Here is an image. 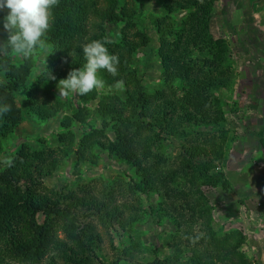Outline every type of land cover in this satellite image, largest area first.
I'll list each match as a JSON object with an SVG mask.
<instances>
[{"label":"trees","instance_id":"1","mask_svg":"<svg viewBox=\"0 0 264 264\" xmlns=\"http://www.w3.org/2000/svg\"><path fill=\"white\" fill-rule=\"evenodd\" d=\"M215 1L166 0L164 7L168 11H192V17L179 35L167 15L156 18L161 35L162 76L172 94L166 96L162 91L154 95L147 93L132 67L133 58L148 48L152 39L146 31L137 29L136 22L128 21V17L121 14L122 0H58L53 9L54 23L45 43L54 49L48 69L56 79L47 83L52 85L66 79L73 69L86 63L82 53L85 43L96 39L109 41L110 31L126 24L122 42L107 44L109 52L119 57V64L115 75L109 72L106 75L111 86L122 81L126 95H113L100 104L96 113L102 119L101 127L92 129L77 146L72 124L87 125L91 114L87 103L98 98L97 94L88 95L86 105H79L63 122L66 133L57 138L55 148L35 152L24 145L0 173V264H9L5 261L7 255L22 264L46 261V264H91L94 245L100 237L91 223L83 221L84 213L95 210L105 225L117 222L123 230L139 222L137 216L125 218L124 210L112 202L98 201L92 195L78 197L58 193L44 184L73 153L77 155L79 166L85 161L98 165L102 152L114 155L135 169L138 181L132 183L129 191L123 188L122 194L151 191L170 202L173 199L182 202L178 207L172 204L173 211L179 212L175 223L183 233L178 240L181 245L189 243L188 246L196 248L185 264H255L242 251L246 236L241 231L219 235L210 230V235L202 240L193 236V225L187 223L186 215L193 219L204 214L203 203L207 201L204 189L221 188L233 193L226 175L213 172L217 164L225 162L224 144L202 133L201 142L186 141L176 161L170 163L158 152L167 128L169 135L187 140L185 120L208 126L212 91L227 89L231 83L230 75L225 74L221 66L228 49L224 43L214 40L210 31ZM4 15L6 11L0 13V42L8 37L2 27ZM30 62L19 67L13 63L12 55H0V105L11 108L0 115V154L3 140L16 131L24 118L14 91L28 88L34 65L32 60ZM215 64L216 68H211ZM40 80L41 83L26 90L27 107L39 122H48L59 116L63 104L42 85L45 81ZM176 82L183 83L181 91L173 87ZM178 93H182V101L193 111L191 116L183 117V121L175 118L179 105L172 97ZM110 130L114 137L109 135ZM261 144L264 147V139ZM207 147L211 148L210 152ZM209 155H213V159L205 160ZM41 214L45 220L38 219ZM60 234L64 239H60ZM198 238L205 245L203 250H197ZM147 264H171V261L157 258Z\"/></svg>","mask_w":264,"mask_h":264},{"label":"rangeland","instance_id":"2","mask_svg":"<svg viewBox=\"0 0 264 264\" xmlns=\"http://www.w3.org/2000/svg\"><path fill=\"white\" fill-rule=\"evenodd\" d=\"M165 3L166 0H122L120 12L128 17V21L136 22L137 29L146 31L152 39L149 47L142 49L132 60V67L138 72L145 90L150 95L162 91L166 96H172L162 76L159 56L161 35L155 20L167 15L176 35H179L186 21L192 17V11H168L164 7ZM125 26L122 24L112 29L109 41L121 43ZM210 31L213 39L224 43L228 49L221 66L224 73L230 75L231 83L227 89L212 91L209 112L211 123L208 126L185 120L187 140L169 135L167 128L162 134L158 152L170 163L176 161L186 141H199L202 133L208 134L209 139L216 137L217 143L224 144L225 162L217 164L213 172L226 175L233 193L224 192L221 188L204 189L207 201L203 203V208L206 210L193 219L185 214L187 223L193 225V236L202 237V240L210 235V230L219 235L241 231L246 236L242 251L251 262L264 264V147L261 144L264 139V0H216L212 7ZM53 50L51 45H46L37 52L31 59L34 65L28 88L14 91L24 118L16 131L3 140L0 173L24 145L35 152L55 148L57 138L66 133L63 122L71 117L79 105H86L88 95L97 94L98 98L87 103L91 113L88 124H72L77 146L92 129L101 127L102 119L96 113L100 104L113 95H126L124 86L108 84L107 70L98 73L104 86L84 96L70 93L59 97L60 81L52 85L42 83L63 106L56 119L39 122L27 107L26 93L41 83L40 79L53 58ZM194 58L198 59V56ZM12 60L19 67L31 64L30 60L25 61L18 55H12ZM216 66L211 68L215 69ZM182 86V82L173 85L180 91ZM172 98L179 105L176 119L183 121V117L191 116L190 112L193 111L182 101V93ZM109 135L114 137L112 130ZM207 148L210 152L211 148ZM211 159L213 155L205 160ZM77 163V155L73 153L44 184L58 193L78 197L92 195L98 201L112 202V205L124 210L125 218H139L137 224L123 230L117 222L105 225L95 210L84 213L83 221L91 223L100 237V241L97 240L94 245L95 256L91 258V264H147L157 258L169 259L171 264H185L193 257L196 250L194 245H181L178 240V237H183V233L175 223L179 212L173 211L172 204L178 207L181 201L173 199L170 202L161 194L151 191L139 195L128 192L122 194L123 188L129 191L132 183L139 178L135 169L109 153H101L98 165L93 161H85L79 166ZM45 218L41 214L38 219L41 221ZM59 237L64 239L65 236L60 234ZM196 242L199 243L200 239ZM204 247L200 242L197 250H203ZM5 259L9 264H22L8 255Z\"/></svg>","mask_w":264,"mask_h":264},{"label":"clouds","instance_id":"3","mask_svg":"<svg viewBox=\"0 0 264 264\" xmlns=\"http://www.w3.org/2000/svg\"><path fill=\"white\" fill-rule=\"evenodd\" d=\"M57 3L58 0H0V13L6 11L2 27L8 34L7 40L0 42V55H18L25 61L31 60L45 47ZM108 43L107 39H96L82 46L86 63L79 69H73L66 79L59 82V97L70 93L84 96L103 87L104 81L98 75L100 70H107L113 75L117 73L119 57L109 52ZM41 79L47 83L56 77L46 67ZM121 84L122 81H118L115 86L120 87ZM9 111L11 108L8 105H0V115Z\"/></svg>","mask_w":264,"mask_h":264}]
</instances>
